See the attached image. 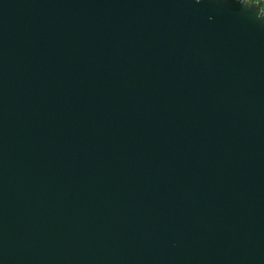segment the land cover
<instances>
[{
  "label": "water",
  "instance_id": "95a60500",
  "mask_svg": "<svg viewBox=\"0 0 264 264\" xmlns=\"http://www.w3.org/2000/svg\"><path fill=\"white\" fill-rule=\"evenodd\" d=\"M0 264H264V10L0 0Z\"/></svg>",
  "mask_w": 264,
  "mask_h": 264
},
{
  "label": "built area",
  "instance_id": "2783aa9c",
  "mask_svg": "<svg viewBox=\"0 0 264 264\" xmlns=\"http://www.w3.org/2000/svg\"><path fill=\"white\" fill-rule=\"evenodd\" d=\"M256 3L262 10H264V0H249Z\"/></svg>",
  "mask_w": 264,
  "mask_h": 264
}]
</instances>
